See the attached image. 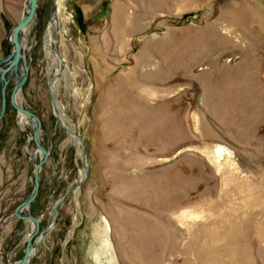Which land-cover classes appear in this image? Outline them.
Here are the masks:
<instances>
[{"label":"rangeland","instance_id":"1","mask_svg":"<svg viewBox=\"0 0 264 264\" xmlns=\"http://www.w3.org/2000/svg\"><path fill=\"white\" fill-rule=\"evenodd\" d=\"M27 6L0 0V57ZM32 19L0 118V264L29 237L26 264H264V0H36ZM23 73L47 154L15 214L41 157L9 99Z\"/></svg>","mask_w":264,"mask_h":264},{"label":"water","instance_id":"2","mask_svg":"<svg viewBox=\"0 0 264 264\" xmlns=\"http://www.w3.org/2000/svg\"><path fill=\"white\" fill-rule=\"evenodd\" d=\"M35 5H36V0H28L27 12L24 15H21L20 18L13 24V26L10 29V38L8 41L12 45L11 50L7 55L0 57V63H3L5 61L9 60V62L6 66H3L0 68V118L3 114V111L5 109V105H6L5 89H6V86L8 83V79L5 78L4 74L8 71V69L12 65H15L20 58V49H21L20 34H21L23 28L34 17ZM23 78H24V73L21 76V78L19 79V81L17 82V85L14 83V88H13L12 92L10 93V97H9L10 103H12V93H13L14 89L16 87L19 88ZM12 106L16 110L21 111L24 114L32 117V119L35 123V130H33V133H32L33 134L32 135L33 143H34V146L38 147L41 151L40 160L37 163H35L33 166V187H32V190H31L28 197L24 198L21 202H19L14 207L13 212L16 214V211L20 207L28 206L29 202L35 196L36 190H37V185H38V171H39L41 163L45 160L47 153H46V150L44 149V147L42 146L41 142L37 140V134L39 133V130H40V123H39L38 117L35 114H33L31 111L27 110L26 108H21L20 106L17 107L15 105H12ZM53 212H54V208H53ZM18 217L22 218L23 216L19 215ZM31 218L34 221V229L36 231L38 228L37 221L33 216H31ZM33 246H34V244L30 245V237H29V240L26 241V243H25L23 253L18 260V264L27 263L26 261H28V258L30 256V252H31V249L33 248Z\"/></svg>","mask_w":264,"mask_h":264},{"label":"bare ground","instance_id":"3","mask_svg":"<svg viewBox=\"0 0 264 264\" xmlns=\"http://www.w3.org/2000/svg\"><path fill=\"white\" fill-rule=\"evenodd\" d=\"M57 1H59V4H60V2L62 1V0H56V3H57ZM122 6L123 5H119V4H117V5H115V7H114V13H113V27H114V29H115V32H116V34H117V36L118 37H120V36H122V35H124V34H129V32L131 31V28H130V25H128L127 23H126V20H127V18L129 17L128 15H126L125 13H126V10H125V12L123 11V9H122ZM56 7V6H55ZM124 7V6H123ZM27 8H28V6H27ZM55 9L56 8H54V12H55ZM27 12V10L24 12V14ZM23 14V15H24ZM54 15V14H53ZM131 17V16H130ZM129 19V18H128ZM132 18H130V20H131ZM33 20V19H32ZM31 20V21H32ZM52 20H53V16H52ZM51 20V21H52ZM53 25H54V23L53 24H51V26L49 27V29L47 30V31H51L52 30V28H53ZM27 26V25H26ZM25 26V27H26ZM25 27L23 28V30H22V32H21V34H20V45H21V49H20V58H19V60H18V62L15 64V65H12L9 69H8V71L4 74V76H5V78H6V76L13 70V69H16V68H18L19 67V61H20V59H21V52H22V33H23V31H24V29H25ZM50 41H51V38L49 39V44H50ZM46 44V43H45ZM48 46H50V45H48ZM47 46V48L52 52V48L51 47H48ZM8 62H9V60L8 61H5V62H3V63H0V68L1 67H3V66H6L7 64H8ZM59 63V62H58ZM62 65V64H61ZM15 72H16V70H15ZM17 85V84H16ZM16 90H18V88L16 87L15 89H14V91H13V93H12V105H15L14 103H13V95H14V93H15V91ZM51 91H52V94H53V86L51 87ZM55 94H53V97H55L54 96ZM16 106V105H15ZM55 106H56V104H55ZM58 107V106H57ZM16 110V109H15ZM18 110H16V112H17ZM19 112H21V111H19ZM23 113V112H22ZM24 114V113H23ZM26 115V114H25ZM26 116H28V115H26ZM28 117H30V116H28ZM58 117H59V119H60V121H61V123H63V124H67V122H66V120H65V118H64V116H63V114H62V112L58 109ZM25 118V117H24ZM30 118H32V117H30ZM29 122V121H28ZM31 123V122H30ZM35 126V125H34ZM25 127V126H24ZM69 132H72V130H71V128L69 129ZM38 135H39V133L37 134V137H38ZM38 140V139H37ZM36 149L37 150H39L40 151V149L38 148V147H36ZM218 151V150H217ZM41 152V151H40ZM218 153H219V155L221 156V155H224V152L222 151V150H219L218 151ZM39 172V171H38ZM22 207H27V206H22ZM22 207H20V208H22ZM20 208L16 211V214H18V212H19V210H20ZM54 217L52 216V219H53ZM53 221V220H52ZM31 225L33 226V223H31ZM45 231V230H44ZM35 232H38L37 230L35 231ZM31 241H32V237L30 238V245H31ZM34 247V246H33ZM33 250V248L31 249V251ZM31 252H30V256H31ZM30 256H29V258H30ZM29 258H28V260H29ZM27 262V261H26ZM26 264V263H25Z\"/></svg>","mask_w":264,"mask_h":264}]
</instances>
